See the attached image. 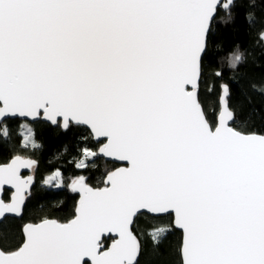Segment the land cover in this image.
Returning a JSON list of instances; mask_svg holds the SVG:
<instances>
[{"label": "snow or ice", "instance_id": "1", "mask_svg": "<svg viewBox=\"0 0 264 264\" xmlns=\"http://www.w3.org/2000/svg\"><path fill=\"white\" fill-rule=\"evenodd\" d=\"M238 19L264 55V0H0V142L14 122L28 151L41 147L35 123L73 133L77 171L42 184L79 195L66 222L0 241V264H138L146 215L171 218L154 244L181 233L178 264H264V131L235 126L230 85L205 63ZM227 63L246 66L239 46ZM98 160L124 166L93 186ZM37 169L30 156L0 161V221L22 218Z\"/></svg>", "mask_w": 264, "mask_h": 264}, {"label": "trees", "instance_id": "2", "mask_svg": "<svg viewBox=\"0 0 264 264\" xmlns=\"http://www.w3.org/2000/svg\"><path fill=\"white\" fill-rule=\"evenodd\" d=\"M259 14V12L257 13ZM258 28H250L243 19L235 24L221 28L209 48L206 64H211L214 70L223 72V82L230 85L232 91L231 103L237 109L238 119L235 126L264 131V94L255 91L264 87V55L257 46L256 32ZM236 46L244 52L247 64L239 72L228 67L227 57ZM220 81H217V90ZM216 95L209 94L205 98V106L209 115L215 114ZM19 123L10 124L11 138L7 144L0 142V161H7L11 155L30 156L38 162L35 172V185L32 195L24 208L22 218H7L0 223V241L15 243L20 240L21 228L25 223L38 222L42 218L56 219L66 222L74 214L78 196L67 189H54L43 186L42 180L56 168H60L65 177L73 175L77 170L68 163L76 153V137L73 133H63L59 129L49 127L44 123L32 125L36 141L41 147L36 151H28L20 147L21 138L17 134ZM68 152L59 160L55 157ZM98 167L88 170L85 174L93 186H102L101 181L106 171L117 167L116 164L97 161ZM171 218L158 219L148 215L141 216L133 226L134 234L141 243L138 264H178L176 248L181 233L174 230L161 243L154 244V230L167 225Z\"/></svg>", "mask_w": 264, "mask_h": 264}, {"label": "water", "instance_id": "3", "mask_svg": "<svg viewBox=\"0 0 264 264\" xmlns=\"http://www.w3.org/2000/svg\"><path fill=\"white\" fill-rule=\"evenodd\" d=\"M107 162H110V163H114V164H116L117 166H124V163L123 162H112V161H107ZM22 172L25 174V175H29V174H31V170H27V169H25V170H22ZM74 194V193H73ZM75 195H77L78 196V199H77V201L79 200V195L78 194H75ZM77 203V202H76ZM148 216H150V215H148ZM150 217H152V216H150ZM9 218H17V217H13V216H9ZM2 221H0V223H1ZM176 231H178V230H176ZM179 232V231H178Z\"/></svg>", "mask_w": 264, "mask_h": 264}]
</instances>
